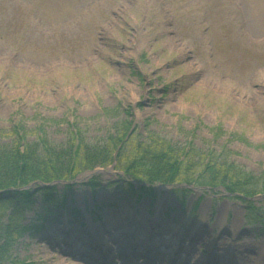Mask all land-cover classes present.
<instances>
[{
  "label": "rangeland",
  "instance_id": "rangeland-1",
  "mask_svg": "<svg viewBox=\"0 0 264 264\" xmlns=\"http://www.w3.org/2000/svg\"><path fill=\"white\" fill-rule=\"evenodd\" d=\"M80 132L90 144L162 138L193 147L195 161L232 162L252 174L246 187L260 192L264 216V0H0V143L22 135L60 148ZM118 151L114 166L55 184L68 203L44 221L39 197L20 215L0 201V230L14 223L9 262L264 264V221H250L235 193L164 185L133 199L125 185H140L119 169ZM137 223L147 229L127 237ZM140 233L160 260L129 259Z\"/></svg>",
  "mask_w": 264,
  "mask_h": 264
},
{
  "label": "trees",
  "instance_id": "trees-1",
  "mask_svg": "<svg viewBox=\"0 0 264 264\" xmlns=\"http://www.w3.org/2000/svg\"><path fill=\"white\" fill-rule=\"evenodd\" d=\"M17 136L16 140L12 142L14 146H5L6 144L0 143V201H5L11 207L13 206L15 214H22L23 210L20 211L22 206L33 205L36 201L35 198L38 197L42 201V211H37L35 214L38 220H46L47 216L57 209V206L66 208L67 194H58L57 185L26 187L34 182L68 181L75 179L85 171L94 170L97 167H108L115 161L114 153L119 150L116 159L120 164L118 167L126 179L149 185L139 186L137 189L138 187L128 181L125 188L128 189L132 198H143L146 193L154 194L153 186L157 183L174 186L175 191L183 195L192 191L188 187H179L183 184L224 188L227 193H235L233 195L235 198L241 199L248 207L250 206V210L254 212L253 216H249L250 221H264V216H256L259 208L255 202L247 199V197H255L260 193L248 190L246 187V182L252 180V174L232 162L219 164L212 160L205 163L204 158L208 155H204L202 161H195L193 157L196 154H194L193 147L178 148V145L162 138L133 143L129 139L125 140L124 136L110 137L108 141L90 144L83 140L80 132L76 136L77 139H72L71 144L59 148L40 138V143L36 140L29 143L25 136L20 135L19 139ZM75 141L78 143L76 144ZM196 168L200 169L195 176ZM86 184L91 187L93 192L99 186L97 178L90 179ZM138 191H141L140 194ZM182 204L185 205V202ZM51 220L59 221V217L55 216ZM13 224L8 222L0 230V233L5 235L6 243L0 246V264H13L7 259L9 253L7 247L10 245L11 239L12 243L14 240L13 235L10 234ZM17 227L16 229L20 228ZM35 227L34 232L40 230L38 226Z\"/></svg>",
  "mask_w": 264,
  "mask_h": 264
},
{
  "label": "bare ground",
  "instance_id": "bare-ground-1",
  "mask_svg": "<svg viewBox=\"0 0 264 264\" xmlns=\"http://www.w3.org/2000/svg\"><path fill=\"white\" fill-rule=\"evenodd\" d=\"M151 216V215H150ZM90 222H91V220H89ZM170 222H173V221H169V223ZM168 223V222H167ZM168 223V224H169ZM117 225V224H116ZM140 226H138L137 228H136V230L138 231V230H143V229H147V224H143V223H140L139 224ZM163 226H165V224H163ZM119 226H112L111 228L110 227H107L106 229L107 230H109V233H108V235H106L107 237H112V235H111V233H112V231H115V229H117ZM155 229V232L157 233V232H161V229H162V225L160 226V225H157V226H155L154 227ZM134 232H135V230H133V232L131 233V234H129V235H127V237H130V236H132L133 234H134ZM146 235L145 234H142V233H140V239L141 240H144V237H145ZM95 238V236H90V238H89V244H92L93 243V239ZM94 252H97V253H99L98 251H97V249H95L94 250ZM129 259H131V258H129ZM224 260L226 259V258H223ZM135 260H136V258H135Z\"/></svg>",
  "mask_w": 264,
  "mask_h": 264
},
{
  "label": "water",
  "instance_id": "water-1",
  "mask_svg": "<svg viewBox=\"0 0 264 264\" xmlns=\"http://www.w3.org/2000/svg\"><path fill=\"white\" fill-rule=\"evenodd\" d=\"M115 165V163L112 165V166H114ZM96 171L94 170V171H91V172H88L86 175L87 176H90V175H92L93 173H95ZM78 179H80L79 177L78 178H76L75 180H73V181H70V182H67V183H71V182H74V181H76V180H78ZM42 186H51L52 184H46V183H40Z\"/></svg>",
  "mask_w": 264,
  "mask_h": 264
}]
</instances>
